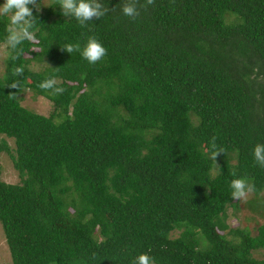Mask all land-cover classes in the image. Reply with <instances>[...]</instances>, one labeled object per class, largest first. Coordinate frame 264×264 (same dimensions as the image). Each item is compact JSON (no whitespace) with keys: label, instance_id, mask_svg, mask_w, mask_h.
<instances>
[{"label":"trees","instance_id":"obj_1","mask_svg":"<svg viewBox=\"0 0 264 264\" xmlns=\"http://www.w3.org/2000/svg\"><path fill=\"white\" fill-rule=\"evenodd\" d=\"M99 2L110 11L87 27L56 0L33 8L35 39L16 60L5 49L0 154L20 177L3 181L0 165L12 264H132L144 253L154 264H264L253 256L264 223L253 234L226 222L233 179L264 190L252 154L264 144V0H155L136 20L124 0ZM8 23L0 17V43ZM90 36L107 49L95 65L61 50ZM49 77L62 93L38 87ZM27 93L51 112L24 105Z\"/></svg>","mask_w":264,"mask_h":264},{"label":"clouds","instance_id":"obj_2","mask_svg":"<svg viewBox=\"0 0 264 264\" xmlns=\"http://www.w3.org/2000/svg\"><path fill=\"white\" fill-rule=\"evenodd\" d=\"M56 2L62 10V15L75 18L81 27H87L89 21L99 20L110 11L99 0H56ZM154 3L155 0H144V3H141L140 0H124L121 10L123 15L136 20L140 15L141 8L146 10L149 5ZM41 7L50 6L42 4L41 0H4V3L0 5V17H8L9 21L5 46L11 59L19 58L23 51L21 46L25 41L32 42L35 39L33 28L36 17L33 15V8L39 13ZM61 50L69 54L79 51L82 58L90 65H95L107 55V49L95 36L88 38L82 50L79 44L71 43L66 44ZM22 73V67L14 68V75L20 76ZM16 87L17 85L14 83L12 88ZM38 87L45 91L52 90L55 94L63 92V88L57 86L54 77L46 78L38 84ZM220 153L224 152L217 147L216 137L213 136L210 141V156L216 161ZM252 154L255 163L264 167V144H256ZM230 188L231 197L234 200H245L254 191V185L244 178L233 179L230 182ZM132 264H154V259L144 253L135 258Z\"/></svg>","mask_w":264,"mask_h":264},{"label":"rangeland","instance_id":"obj_3","mask_svg":"<svg viewBox=\"0 0 264 264\" xmlns=\"http://www.w3.org/2000/svg\"><path fill=\"white\" fill-rule=\"evenodd\" d=\"M52 0H41L44 5H49ZM6 46L4 43H0V75L3 73L2 59L5 57ZM32 69H38L39 65L32 63L30 65ZM24 105L33 108L37 112L49 114L53 108L52 103L42 97L38 98L32 96L30 93L25 95V99L22 102ZM10 141V140H9ZM12 144V142L10 141ZM0 165H1V179L7 183H19L20 177L17 171L13 169L12 161L6 154H0ZM264 200V190L255 195L253 192L248 195L245 200H238V210L234 214H230L229 209L226 222L229 227H247L251 233L256 232V227L259 224L264 223V209L259 206V202ZM257 207V208H256ZM174 232L171 236H175ZM264 255L263 251H256L253 256L262 258ZM0 264H12L11 255L5 241L3 229L0 224Z\"/></svg>","mask_w":264,"mask_h":264}]
</instances>
